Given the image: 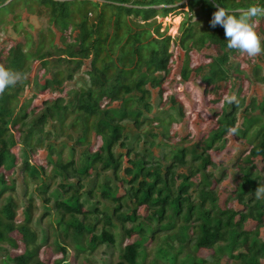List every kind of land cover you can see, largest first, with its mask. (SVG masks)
Returning <instances> with one entry per match:
<instances>
[{
  "label": "trees",
  "instance_id": "trees-1",
  "mask_svg": "<svg viewBox=\"0 0 264 264\" xmlns=\"http://www.w3.org/2000/svg\"><path fill=\"white\" fill-rule=\"evenodd\" d=\"M181 1L0 0V18H20L16 6L28 15L45 12L51 35L40 30L35 40L24 34V42L10 45L0 58V65L26 75L33 61L39 63L31 79L0 95V264H45L27 250L12 255L11 249L20 240L28 247L45 244L52 234L64 257L70 249L78 257L116 244L117 264H140L150 240L152 264H263L264 199L257 200L254 192L264 184V165L256 162H264V94L247 100L245 90L264 83V54L245 55L247 69L239 67L232 78L241 54L227 47L223 27L210 26L215 0ZM217 2L237 16L253 3L264 6V0ZM179 11L183 16L176 36L160 31L156 17ZM256 21L264 23V16ZM52 27L59 32L57 42ZM257 31L264 36V25L257 23ZM208 40L216 54L207 56L208 66L194 64L192 50ZM176 46L182 52L179 77L188 80L193 72L204 84L203 93L220 103L207 135H186L180 145L170 141L171 128L186 109L163 86ZM72 81L76 86L64 91ZM29 85L32 93L20 103ZM154 89L164 106L152 104ZM44 91L58 96L30 109ZM231 93L239 105L223 101ZM233 127L249 153L233 164L238 179L232 190L224 185L225 164L213 161L210 151L226 147ZM91 135L98 145L94 150ZM37 146L46 153L43 164L32 160ZM34 193L44 205L52 203L42 215L48 224L40 225V217L38 232L28 226L31 217L15 220L19 204L30 210ZM246 224L251 228L246 230ZM125 237L133 239L123 245ZM199 249L212 251L209 260L196 255ZM62 264H68L66 258Z\"/></svg>",
  "mask_w": 264,
  "mask_h": 264
},
{
  "label": "rangeland",
  "instance_id": "rangeland-1",
  "mask_svg": "<svg viewBox=\"0 0 264 264\" xmlns=\"http://www.w3.org/2000/svg\"><path fill=\"white\" fill-rule=\"evenodd\" d=\"M182 2H185V0H182L180 3ZM22 9L23 8L21 6H16V10L21 11L20 18H14L13 14H7L0 18L2 19V21H5V23L2 22L3 24L0 23V58L4 57L6 52L5 49H7L10 45L19 41L24 42V34H28L31 36V38H34L36 40L38 38V33L41 30L43 33L47 34V37L51 36L46 29L49 23L48 16L45 12L28 15ZM176 16H179V18L178 22L175 23L174 20ZM182 16L183 13H181V11L177 13L168 14V16L166 17L157 16L156 21L161 24L160 31L166 30L167 33L170 34L172 37L176 36L179 22L182 19ZM257 23L264 25V23H262L261 21H258ZM173 26H176L175 32L171 31V28ZM52 28L53 34L55 35L54 41L57 42L59 32L54 27ZM46 40H48V38ZM209 42H211V40L206 41L204 44L205 46L202 45V47H197L192 50V62L194 64L208 66L210 60L207 59V56L216 54V45L212 44L211 46H207ZM34 47L35 46H33V48ZM171 49H173V62L171 63L172 66L170 74L166 81L163 83V86L166 87L167 91L171 92L172 95H176L177 99L181 101V103L186 109L185 117L180 120V122L175 123L171 128V134H174V136L171 137L170 141L180 145V138L185 137L186 135H190L194 139H200L207 135L209 129L215 125V114L220 109V103L216 101V96H212L211 94L205 95L203 93L204 84L199 80L198 76L194 75L193 72L189 73L188 80H182L179 77L178 73L182 60V52L177 46L174 48L172 47ZM245 59V55L242 54L238 57L239 63L232 74V78L236 77L237 69L239 67L242 66L247 69V63L245 62ZM38 66L39 63L37 61H33L31 63L29 67L31 71L29 74H27V78L29 76V79H31V77L34 76ZM88 67L89 61L87 60L81 68V75L84 76L83 73L85 70L88 69ZM262 71L264 72V62L262 64ZM73 86H76L73 81L66 82L64 86V91L72 88ZM245 92L247 93V100L250 96H256L261 98V96H263L264 94V83H252L249 88L245 90ZM31 93L32 86H26L19 98L20 103L23 102L26 97H29ZM156 95V89L152 90V96L150 98L152 104L154 106L156 104H158L159 106H164V101H159ZM55 96H58V93H48L46 91L38 93L31 102L29 108H36L37 110L41 106V103L44 99L53 98ZM153 111L156 110L154 109ZM69 117L73 116L69 114ZM127 127L130 128L131 123H128ZM90 139L92 142L91 148L94 150L98 147L97 144H94V135H91ZM13 150L17 152V147H15ZM244 150H246V152L243 154L242 151ZM153 151L157 154L158 148L153 149ZM248 153V145L244 141L241 142L236 139L235 135L231 134L230 132L228 133V142L223 150L210 151L213 161H215L216 163L222 162L225 164L223 166L226 168L227 179L225 180L224 185L228 189L233 190L235 180L238 179V175H236L237 169L233 164L240 161L239 159L241 155L246 156L248 155ZM45 155V151L37 146L32 152V160L35 163L43 164L45 162ZM66 155L67 153L65 152L63 156L65 157ZM256 162L259 167H262L264 165V162L260 161L259 159H257ZM126 164V158H124L123 166H126ZM47 169H49V166L47 167ZM6 173H10V170H7ZM121 192L122 190L120 188L117 194L120 195ZM12 195L14 196L15 200L19 203V198L16 193L13 192ZM33 195L34 199L31 204L30 210H26L25 208H23L22 205L19 204V206L16 208L15 220L16 223H19L24 221L26 217H31L28 226L34 231L38 232L37 225L39 223L38 221L40 217H42L40 225L48 224V217H44L42 215L45 211L50 210L52 203H50V205L48 206L44 205L41 199L37 197L35 193ZM224 199L225 195H223L222 193L219 203H223ZM231 204L236 209L242 208L235 202H232ZM139 213L141 215H145L146 211L144 210V208H140ZM238 220L239 217L236 218V222ZM126 226L129 227L130 223H127ZM251 226V224H246L244 228L248 230L251 228ZM12 234H14L16 238L20 240L21 235L16 230H14ZM260 234L261 236H264V228L261 229ZM132 239L133 237H125L122 242L123 245L127 242H131ZM56 241L57 240L53 234L49 237L47 243L41 244L36 242L30 247L26 246L25 243L20 240L18 248L11 249V254L14 255L16 252L22 253L27 250L32 255H36L40 259H42L45 264H62L64 258H66L68 264H117L120 260V251L119 247H117L116 244L112 246H108L105 244L100 245L96 250L93 251L92 255L81 254L78 257H74V251L70 249L67 257H64ZM144 245L146 247V256L142 258L140 264H152V259H154V242L147 240ZM211 253V250L199 249L196 252V255L209 260ZM159 263L170 264L167 261H159ZM262 263L264 264V261H262Z\"/></svg>",
  "mask_w": 264,
  "mask_h": 264
},
{
  "label": "clouds",
  "instance_id": "clouds-1",
  "mask_svg": "<svg viewBox=\"0 0 264 264\" xmlns=\"http://www.w3.org/2000/svg\"><path fill=\"white\" fill-rule=\"evenodd\" d=\"M217 9L210 20V26L217 25L223 27L227 38V47L236 50L249 58H256L264 54V36L257 31V17L264 16V6L253 3L246 9L241 10L239 16L231 9L221 6L217 0L214 2ZM27 79L26 73L18 70H11L4 65H0V95L10 87L22 84ZM223 101L227 104L239 105L240 101L234 93L225 94ZM235 127L230 128L231 134H236ZM257 200L264 199V184L258 185L254 192Z\"/></svg>",
  "mask_w": 264,
  "mask_h": 264
}]
</instances>
